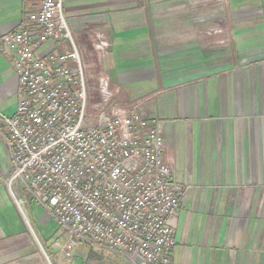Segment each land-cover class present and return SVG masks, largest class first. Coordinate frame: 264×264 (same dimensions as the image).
Returning <instances> with one entry per match:
<instances>
[{"label":"crops","instance_id":"obj_1","mask_svg":"<svg viewBox=\"0 0 264 264\" xmlns=\"http://www.w3.org/2000/svg\"><path fill=\"white\" fill-rule=\"evenodd\" d=\"M41 1L0 0V38L25 14L39 11ZM229 1L233 59L216 57L207 68L200 63L180 74L169 64L166 73L154 70L159 43L153 25H141L139 0H62L86 76L99 62L90 45L95 31L110 43L108 78L130 100L140 99L144 118L158 122L164 161L174 180L189 186L169 221L176 239L171 264H264V0ZM17 87L14 67L0 53V119L15 113ZM95 92L89 87L93 98ZM11 168L0 122V264H44L39 232L47 226L34 227L30 210L39 205L31 199L26 208L32 229L23 223L1 184ZM52 224L58 226L55 219ZM102 249L83 264H132Z\"/></svg>","mask_w":264,"mask_h":264},{"label":"built area","instance_id":"obj_2","mask_svg":"<svg viewBox=\"0 0 264 264\" xmlns=\"http://www.w3.org/2000/svg\"><path fill=\"white\" fill-rule=\"evenodd\" d=\"M40 7L0 38L18 81L15 113L0 119L12 156L1 184L27 228L31 199L67 232L64 243H53L67 264L87 243L132 264H171L169 221L189 186L164 161L158 122L142 116L140 101L121 106V88L102 73L94 101L62 0ZM90 45L104 60L108 37L94 31Z\"/></svg>","mask_w":264,"mask_h":264},{"label":"rangeland","instance_id":"obj_3","mask_svg":"<svg viewBox=\"0 0 264 264\" xmlns=\"http://www.w3.org/2000/svg\"><path fill=\"white\" fill-rule=\"evenodd\" d=\"M139 4H142L143 7L140 8L139 16L141 25L152 24L153 40L159 43L155 47L157 54L153 56L154 70L157 68L156 70H159L160 73H166L165 70L169 64L170 67L175 66V69H180L178 73L182 74L183 71H187L183 67L197 66L202 63L204 64L202 68H207V64L216 57L222 61L233 59L234 40L232 37L234 33L229 27L232 17L229 14V0H139ZM146 9L149 10V13ZM107 56L102 61L98 60L97 68H91L89 76H86L85 72L86 79L88 77V91L89 87L93 91L96 89L99 73L108 75L106 71ZM166 58L174 64L166 63ZM182 60H189V62L184 63ZM112 85L116 84L112 83ZM97 95L96 93L94 101H99V95ZM139 100H130L121 90V95L116 101L124 106ZM40 207L39 204L38 208H31L30 213L33 215L32 219L36 218L35 228L42 229L41 226L44 228L45 224L47 226L46 232H39L44 243V254L40 252L44 258V264H67L58 249L53 247V243L54 240L64 243L68 234L59 225L52 228V216ZM50 221L51 224L48 225ZM104 251L106 250L100 246L81 244L73 250L71 257L73 261L77 259L83 264L85 256L104 253ZM73 261L70 264H76Z\"/></svg>","mask_w":264,"mask_h":264},{"label":"water","instance_id":"obj_4","mask_svg":"<svg viewBox=\"0 0 264 264\" xmlns=\"http://www.w3.org/2000/svg\"><path fill=\"white\" fill-rule=\"evenodd\" d=\"M137 262H139V261H137Z\"/></svg>","mask_w":264,"mask_h":264}]
</instances>
